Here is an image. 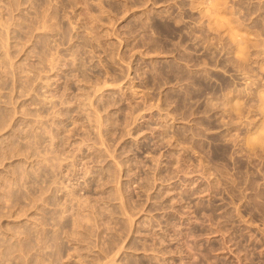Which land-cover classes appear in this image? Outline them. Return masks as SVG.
I'll use <instances>...</instances> for the list:
<instances>
[{
  "label": "rangeland",
  "instance_id": "rangeland-1",
  "mask_svg": "<svg viewBox=\"0 0 264 264\" xmlns=\"http://www.w3.org/2000/svg\"><path fill=\"white\" fill-rule=\"evenodd\" d=\"M42 261L264 264V0H0V264Z\"/></svg>",
  "mask_w": 264,
  "mask_h": 264
},
{
  "label": "bare ground",
  "instance_id": "bare-ground-1",
  "mask_svg": "<svg viewBox=\"0 0 264 264\" xmlns=\"http://www.w3.org/2000/svg\"><path fill=\"white\" fill-rule=\"evenodd\" d=\"M45 15H46V14H45ZM45 17H46V16H45ZM43 19H44V18H43ZM46 19H47V18H46ZM46 19H45V21H44L43 24H45V26H49V27L52 26V24L49 23L50 21L48 22V21H46ZM48 20H49V19H48ZM42 22H43V21H42ZM45 26H44V27H45ZM42 260H43V259H42ZM42 262H43V261H42ZM43 263L45 264L46 262L44 261ZM40 264H41V263H40Z\"/></svg>",
  "mask_w": 264,
  "mask_h": 264
}]
</instances>
